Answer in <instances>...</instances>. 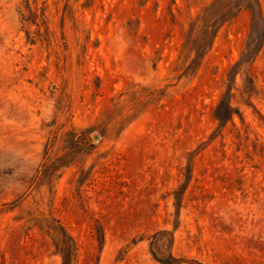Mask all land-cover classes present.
Wrapping results in <instances>:
<instances>
[{
    "label": "rangeland",
    "instance_id": "rangeland-1",
    "mask_svg": "<svg viewBox=\"0 0 264 264\" xmlns=\"http://www.w3.org/2000/svg\"><path fill=\"white\" fill-rule=\"evenodd\" d=\"M264 264V0H0V264Z\"/></svg>",
    "mask_w": 264,
    "mask_h": 264
},
{
    "label": "trees",
    "instance_id": "trees-1",
    "mask_svg": "<svg viewBox=\"0 0 264 264\" xmlns=\"http://www.w3.org/2000/svg\"><path fill=\"white\" fill-rule=\"evenodd\" d=\"M63 258V261L61 264H67V260H66V257H62Z\"/></svg>",
    "mask_w": 264,
    "mask_h": 264
}]
</instances>
